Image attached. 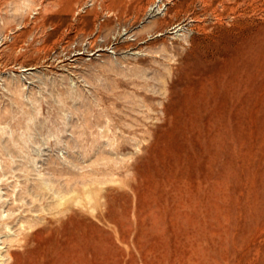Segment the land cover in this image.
Instances as JSON below:
<instances>
[{"label": "rangeland", "instance_id": "rangeland-1", "mask_svg": "<svg viewBox=\"0 0 264 264\" xmlns=\"http://www.w3.org/2000/svg\"><path fill=\"white\" fill-rule=\"evenodd\" d=\"M0 264H264V0H0Z\"/></svg>", "mask_w": 264, "mask_h": 264}, {"label": "bare ground", "instance_id": "bare-ground-1", "mask_svg": "<svg viewBox=\"0 0 264 264\" xmlns=\"http://www.w3.org/2000/svg\"><path fill=\"white\" fill-rule=\"evenodd\" d=\"M212 4V3H211Z\"/></svg>", "mask_w": 264, "mask_h": 264}]
</instances>
